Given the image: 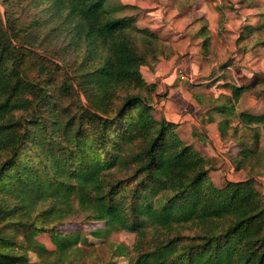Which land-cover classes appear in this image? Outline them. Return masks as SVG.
Returning a JSON list of instances; mask_svg holds the SVG:
<instances>
[{"label":"trees","instance_id":"trees-1","mask_svg":"<svg viewBox=\"0 0 264 264\" xmlns=\"http://www.w3.org/2000/svg\"><path fill=\"white\" fill-rule=\"evenodd\" d=\"M0 3V264H264V113L237 109L251 84L224 82L230 93L206 103L193 92L208 106L201 124L217 123L238 146L230 161L244 178L217 186L177 124L154 115L158 84L141 67L176 51L124 13L135 6ZM197 33L210 55L208 24ZM236 46L264 47V20L243 25ZM66 223L75 227L62 231ZM121 232L131 245L112 239ZM87 234L96 241L82 256L58 259Z\"/></svg>","mask_w":264,"mask_h":264},{"label":"rangeland","instance_id":"rangeland-1","mask_svg":"<svg viewBox=\"0 0 264 264\" xmlns=\"http://www.w3.org/2000/svg\"><path fill=\"white\" fill-rule=\"evenodd\" d=\"M113 1L135 6L134 9L126 8L124 13L136 14L140 27L153 30L168 39L174 47L176 54L171 59L161 58L154 70L147 66L141 67L144 78L158 84L152 97L154 115L177 124L178 135L207 158L211 179L217 186L222 185L227 181L226 176L231 169L230 157L237 152L238 146L233 141L223 142L220 139L217 123L207 126L201 124L199 116L208 106L199 104L193 92L203 93L206 103L211 93L216 96L230 93L223 86L224 82L251 84V89L238 102L237 109L252 114L264 113V47L245 52L236 46L243 25L264 20L258 16L264 11V0H190V6H185L184 0ZM0 10L5 16L1 3ZM203 24H208L213 38L210 55H205L202 39L197 33ZM228 62L230 65L221 68ZM258 188L264 192V177L259 180ZM100 226L102 224H86L85 230ZM73 227L75 223H66L61 226V230L66 232ZM85 237L67 253L58 254V259L82 256L86 243L96 241L90 234ZM112 239L131 245L134 236L121 232ZM41 240L48 248H53L49 236H42ZM98 248L101 259H108L107 244ZM31 260H37L35 254H31ZM118 260L119 264H128L123 256Z\"/></svg>","mask_w":264,"mask_h":264},{"label":"crops","instance_id":"crops-1","mask_svg":"<svg viewBox=\"0 0 264 264\" xmlns=\"http://www.w3.org/2000/svg\"><path fill=\"white\" fill-rule=\"evenodd\" d=\"M189 2H190V0H184V5L185 6H190L191 4H189ZM232 174H233V176H232ZM231 176H232V178H231ZM226 177H227V180H241V179L244 178V173L242 171H236L234 169V167L232 166V163H231V169L227 173Z\"/></svg>","mask_w":264,"mask_h":264}]
</instances>
